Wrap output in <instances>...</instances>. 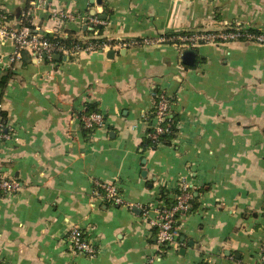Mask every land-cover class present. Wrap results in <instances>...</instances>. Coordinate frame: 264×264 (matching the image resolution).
<instances>
[{
    "label": "crops",
    "instance_id": "crops-1",
    "mask_svg": "<svg viewBox=\"0 0 264 264\" xmlns=\"http://www.w3.org/2000/svg\"><path fill=\"white\" fill-rule=\"evenodd\" d=\"M51 3L50 10L97 15L105 22L102 39L128 45L110 48L112 58L108 49L58 61L30 57L22 65L9 63L13 44L0 42V73L15 72L0 88L12 133L0 141V176L19 184L0 192V264L255 262L264 241V45L200 43L187 66L185 48L170 38L235 26L264 30V0ZM0 8L12 27L29 11L40 34H90L85 21L62 22L28 0H0ZM153 90L174 100L178 129L170 144L142 149ZM87 104L105 123L85 135ZM180 177L192 185L197 208L183 218L177 242L158 254L149 222L155 213L145 217L143 208L170 202ZM94 179L113 183L126 205L97 199ZM73 225L95 245L93 256L71 250L65 232Z\"/></svg>",
    "mask_w": 264,
    "mask_h": 264
},
{
    "label": "built area",
    "instance_id": "built-area-1",
    "mask_svg": "<svg viewBox=\"0 0 264 264\" xmlns=\"http://www.w3.org/2000/svg\"><path fill=\"white\" fill-rule=\"evenodd\" d=\"M32 8L49 12L62 22L85 21V26L90 31L88 36H77L81 40L80 44L65 46L62 43L53 41L47 35L40 34L29 23L30 12L26 11L24 19L19 26H10L7 20V12L0 8V42L9 40L13 44V52L9 56V63H14L21 59L20 51L25 50L31 58L39 61H52L53 54L60 56H75L80 52L101 51L105 52L110 48H123L128 45L126 41L115 39H102L98 34V26L104 24V20L97 15H82L67 10H50L51 0H28ZM83 19V20H82ZM252 30L235 26L228 29L216 31H204L189 34H179L172 36L170 40L176 39L177 44L182 48H192L200 43H225L236 40H247L264 45V30ZM65 36V33L60 35ZM161 38L160 40H164ZM168 96L162 92L153 90L152 104L149 112L144 114L145 121H149L147 136L156 146L163 144L161 135L171 132V102ZM152 115L151 120L149 115ZM80 123L87 129H96L104 126V115L99 111L83 112L80 115ZM176 129H178L176 124ZM11 128L6 124L0 112V141L12 138ZM176 133V132H175ZM174 133V135H176ZM17 181L0 176V192L4 194L17 190ZM93 195L102 202L110 205H123L122 196L117 187L102 179L93 180ZM193 197L192 185L186 177H180L171 202L161 206H145L143 216H147L150 210L155 213L150 219V225L156 228V243L159 249L169 247L177 242L179 226L185 216L190 211ZM126 205V204H125ZM128 205V204H127ZM130 207V206H128ZM65 239L71 250L75 253H82L93 256L96 253L95 245L89 239L83 238L82 229L77 225L70 226L65 232ZM252 264H264V241L261 242L258 259Z\"/></svg>",
    "mask_w": 264,
    "mask_h": 264
},
{
    "label": "trees",
    "instance_id": "trees-1",
    "mask_svg": "<svg viewBox=\"0 0 264 264\" xmlns=\"http://www.w3.org/2000/svg\"><path fill=\"white\" fill-rule=\"evenodd\" d=\"M98 29H99V31H101L102 30V26H98ZM252 30H255V29L252 28ZM47 36L50 39H52L53 41H57V42L62 43L63 45L68 46V47L71 46V45H74V44H80V42H81V40H79V38L75 35V33L73 31L65 32V36L64 37H61L58 34H54V35L53 34H49ZM20 57H21L20 61H21L22 65H26L27 63H29L31 61L30 55L25 50H21L20 51ZM46 61H48V60H46ZM14 75H15V72H14V70L11 67L6 69V70H4V71H2L0 73V88L4 89L5 86L7 85V83L9 82V80L11 78H13ZM157 92H161V91L157 90ZM167 98L169 99V101L171 102V105H172L174 100L171 97H167ZM86 106L87 107H86V111L85 112H90V111H94L95 110V105L94 104H87ZM1 114L3 115V117H5V115L2 112H1ZM171 114H172V116H171V120H172L171 132L161 135V140H162V142L164 144H170L171 143V141H172V139L174 137V133L177 130L176 129L177 115L173 114L172 111H171ZM152 115L153 114L149 115V119L150 120L152 118ZM80 125H81V129H82V131H83V133L85 135H87L89 132L94 130V129L85 128L82 125V123H80ZM140 146H141L142 149L157 147L147 135L142 139V142H141ZM162 197L166 198V196H164L163 192H162ZM166 201L168 202L169 200H166ZM196 208H197V202H196L195 196L193 195L192 200H191V208H190L189 213L191 211H194ZM82 236H83V238H85V233H84L83 230H82ZM178 238H179V235H178ZM167 248L168 247H162V249H159L158 254H162Z\"/></svg>",
    "mask_w": 264,
    "mask_h": 264
},
{
    "label": "water",
    "instance_id": "water-1",
    "mask_svg": "<svg viewBox=\"0 0 264 264\" xmlns=\"http://www.w3.org/2000/svg\"><path fill=\"white\" fill-rule=\"evenodd\" d=\"M104 17L105 16H102V18H104ZM113 55H114V50H112V49L108 50L107 53H106V56L108 58H112ZM195 56H196V54H195V50L194 49L186 48L185 50H183V52H182V54L180 56V59H181V62L184 65L193 66L194 63H195ZM52 59L56 60V61H58L60 59L66 60V57H64V56L61 57L59 54H53L52 55ZM142 174H144V171L142 172ZM132 210H134L135 212H138L139 209L134 206L132 208ZM183 252H184V249L182 248L180 250V253H183Z\"/></svg>",
    "mask_w": 264,
    "mask_h": 264
}]
</instances>
